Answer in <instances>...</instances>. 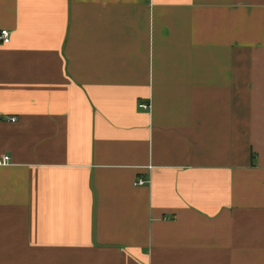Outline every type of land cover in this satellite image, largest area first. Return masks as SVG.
Returning a JSON list of instances; mask_svg holds the SVG:
<instances>
[{
  "label": "crops",
  "instance_id": "crops-1",
  "mask_svg": "<svg viewBox=\"0 0 264 264\" xmlns=\"http://www.w3.org/2000/svg\"><path fill=\"white\" fill-rule=\"evenodd\" d=\"M4 30L0 264H264V0H0Z\"/></svg>",
  "mask_w": 264,
  "mask_h": 264
},
{
  "label": "built area",
  "instance_id": "built-area-1",
  "mask_svg": "<svg viewBox=\"0 0 264 264\" xmlns=\"http://www.w3.org/2000/svg\"><path fill=\"white\" fill-rule=\"evenodd\" d=\"M0 41L3 44H9L11 42V34L6 30L2 31L0 33ZM141 108L143 110L147 111V110L151 109V106L144 104L141 106ZM12 121L15 122L16 119H13ZM10 162H11L10 157L5 156L3 158H0V167L7 166L8 164H10ZM145 184H146V182L142 179L138 180V182L136 183V185H138V186H143Z\"/></svg>",
  "mask_w": 264,
  "mask_h": 264
}]
</instances>
